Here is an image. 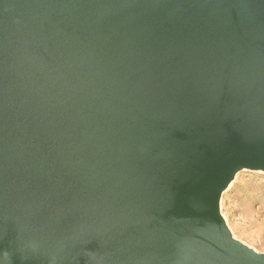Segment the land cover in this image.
I'll use <instances>...</instances> for the list:
<instances>
[{
	"label": "water",
	"instance_id": "obj_1",
	"mask_svg": "<svg viewBox=\"0 0 264 264\" xmlns=\"http://www.w3.org/2000/svg\"><path fill=\"white\" fill-rule=\"evenodd\" d=\"M264 173V0H0V264H264L223 193Z\"/></svg>",
	"mask_w": 264,
	"mask_h": 264
},
{
	"label": "rangeland",
	"instance_id": "obj_2",
	"mask_svg": "<svg viewBox=\"0 0 264 264\" xmlns=\"http://www.w3.org/2000/svg\"><path fill=\"white\" fill-rule=\"evenodd\" d=\"M233 237L258 253H264V173H238L220 202Z\"/></svg>",
	"mask_w": 264,
	"mask_h": 264
}]
</instances>
